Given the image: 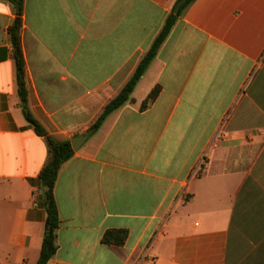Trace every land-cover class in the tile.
<instances>
[{"label": "crops", "instance_id": "crops-1", "mask_svg": "<svg viewBox=\"0 0 264 264\" xmlns=\"http://www.w3.org/2000/svg\"><path fill=\"white\" fill-rule=\"evenodd\" d=\"M175 2L24 0L29 105L51 135L93 128ZM15 18L0 0V264H35L49 153L22 110ZM132 97L62 166L46 264H134L148 246L147 264H264V0H195ZM112 229L128 231L125 243L103 242Z\"/></svg>", "mask_w": 264, "mask_h": 264}, {"label": "trees", "instance_id": "trees-1", "mask_svg": "<svg viewBox=\"0 0 264 264\" xmlns=\"http://www.w3.org/2000/svg\"><path fill=\"white\" fill-rule=\"evenodd\" d=\"M14 8L16 18L8 28L11 45L13 48V57L16 63V74L18 83V92L21 106L26 119L33 125L36 133L45 138L48 145V160L39 174L41 190L43 196V205L47 212L45 233L41 247V253L35 264H46L57 251V231L60 226V212L55 196V186L58 174L64 165L75 154L71 140H59L49 133L46 127L35 117L29 105V89L26 80V60L22 47V28L24 15V0H6ZM195 0H176L171 14L168 16L165 25L159 35L155 38L150 49L142 56L134 73L129 80L105 106L103 113L99 116L93 127L98 129L106 117L113 111L119 109L127 102L134 100L132 94L147 71L151 62L157 56L162 44L169 36L177 20L184 14L187 8ZM161 86H155L148 96L143 100L141 109L145 110L158 97ZM128 237V231L124 229L108 230L103 236V242L108 244L121 245L125 243Z\"/></svg>", "mask_w": 264, "mask_h": 264}, {"label": "built area", "instance_id": "built-area-1", "mask_svg": "<svg viewBox=\"0 0 264 264\" xmlns=\"http://www.w3.org/2000/svg\"><path fill=\"white\" fill-rule=\"evenodd\" d=\"M223 135V132L220 131L216 137V140H219ZM213 141L212 142V146H217V142ZM204 166H205V159H203L198 166H196L189 178V180L199 177L202 174V171L204 170ZM151 246H148L144 253L142 254V256L137 260V262H135L134 264H147L148 261H154V257L149 255V250H150Z\"/></svg>", "mask_w": 264, "mask_h": 264}, {"label": "water", "instance_id": "water-1", "mask_svg": "<svg viewBox=\"0 0 264 264\" xmlns=\"http://www.w3.org/2000/svg\"><path fill=\"white\" fill-rule=\"evenodd\" d=\"M95 127L89 129L84 134L75 136L72 138L71 143L75 151L79 150L81 146L89 139V137L95 132Z\"/></svg>", "mask_w": 264, "mask_h": 264}]
</instances>
